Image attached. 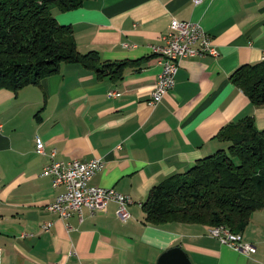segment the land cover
<instances>
[{"label":"crops","instance_id":"crops-1","mask_svg":"<svg viewBox=\"0 0 264 264\" xmlns=\"http://www.w3.org/2000/svg\"><path fill=\"white\" fill-rule=\"evenodd\" d=\"M51 14L71 27L78 52L138 63L118 81L62 63L38 85L0 88V264H155L174 246L190 264H264V209L252 211L240 233L254 247L243 253L203 224L144 223L140 208L152 185L223 146L215 134L226 123L249 115L264 128V105L252 106L227 78L264 60V0H85ZM172 18L198 22L216 55L181 58L172 87L149 105L159 65L148 46L161 42ZM35 136L43 154L34 151ZM89 158L102 164L91 184L130 196L128 217L118 218L113 202L63 221L45 209L61 187L39 176L41 168Z\"/></svg>","mask_w":264,"mask_h":264},{"label":"trees","instance_id":"trees-1","mask_svg":"<svg viewBox=\"0 0 264 264\" xmlns=\"http://www.w3.org/2000/svg\"><path fill=\"white\" fill-rule=\"evenodd\" d=\"M83 1L0 0V88L38 85L62 63L118 81L127 65L138 63L77 51L71 27L57 23L51 10H71ZM227 78L252 106L264 105V60L240 64ZM215 137L223 146L148 189L140 203L144 223H198L241 233L250 213L264 209V128H255L252 118L243 115Z\"/></svg>","mask_w":264,"mask_h":264},{"label":"built area","instance_id":"built-area-1","mask_svg":"<svg viewBox=\"0 0 264 264\" xmlns=\"http://www.w3.org/2000/svg\"><path fill=\"white\" fill-rule=\"evenodd\" d=\"M197 2L198 0H192ZM160 43H151L148 48L156 57L159 70L150 90L147 103L156 104L172 87L179 60L194 55H216V50L210 43L209 34L198 22L170 19L166 30L160 36ZM126 44H124L125 46ZM108 96H117L115 91H108ZM34 151L43 154V144L38 136L34 137ZM49 157L54 151L49 152ZM98 158L85 160L70 159L68 161L51 160L39 171V176H49L53 187H61L45 209L55 214L60 220H66L72 213L80 217L81 208H87L90 214L95 209L105 206L108 202L115 203V215L124 219L128 217L125 206L131 203L129 195L118 192L111 187L93 185L89 181L93 174L101 168ZM69 230L68 224H64ZM50 222L41 224V230H49ZM221 244L234 250L250 253L254 247L241 239L240 233L231 231L209 230Z\"/></svg>","mask_w":264,"mask_h":264},{"label":"water","instance_id":"water-1","mask_svg":"<svg viewBox=\"0 0 264 264\" xmlns=\"http://www.w3.org/2000/svg\"><path fill=\"white\" fill-rule=\"evenodd\" d=\"M155 264H190L186 255L178 247L174 246L163 251Z\"/></svg>","mask_w":264,"mask_h":264},{"label":"bare ground","instance_id":"bare-ground-1","mask_svg":"<svg viewBox=\"0 0 264 264\" xmlns=\"http://www.w3.org/2000/svg\"><path fill=\"white\" fill-rule=\"evenodd\" d=\"M210 230H220V231H227V230H225L224 228H221V227H220V228H214V229L212 228V229H210Z\"/></svg>","mask_w":264,"mask_h":264}]
</instances>
